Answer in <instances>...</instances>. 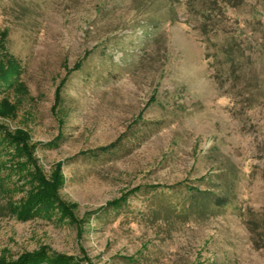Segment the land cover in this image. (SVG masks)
Wrapping results in <instances>:
<instances>
[{
  "label": "rangeland",
  "instance_id": "rangeland-1",
  "mask_svg": "<svg viewBox=\"0 0 264 264\" xmlns=\"http://www.w3.org/2000/svg\"><path fill=\"white\" fill-rule=\"evenodd\" d=\"M0 126V261L264 264V0H0ZM39 174L68 212L24 220Z\"/></svg>",
  "mask_w": 264,
  "mask_h": 264
},
{
  "label": "trees",
  "instance_id": "trees-1",
  "mask_svg": "<svg viewBox=\"0 0 264 264\" xmlns=\"http://www.w3.org/2000/svg\"><path fill=\"white\" fill-rule=\"evenodd\" d=\"M223 1L225 3L234 4V2H237L238 0ZM202 14H205V12H203ZM204 26L206 28V25ZM231 50H233L232 45L228 46L225 49V52L229 54L228 56L225 55V58L227 62L232 64L235 62V57L233 55L234 53ZM134 135H137V133ZM20 139H16V137H13L9 132H6L3 127L0 126V154L11 143L13 144V148L15 150V153L11 156V158H17L15 160H17L16 163H18V166H25V163H27V161L22 162V160L18 159L25 157L26 160L28 158V162H32V157L24 140ZM121 139L122 138H119L118 140L107 146L99 147L98 149L92 150L90 152H85L83 154L93 156L95 158L105 155L110 156L112 154H115L122 148ZM34 179L38 182V184H36V186L34 187L35 189L31 193L27 201H25L24 204L20 205V214L21 216H23L22 219L29 220L40 214L53 216L55 215V212H57L56 207H58V209H61L64 213H67L68 209L66 208L64 203H62L61 201L59 202V199L54 194L53 190L55 187H53V185L51 186L50 183L46 181L45 178L40 174ZM203 181H206L207 184L210 182L209 180L205 179H203ZM177 187H184V190L186 191L183 197V202L185 204L184 206H197L198 208H200V211L204 213L207 212L211 206L217 209L224 208L232 201L230 193L226 191L216 193L210 188L200 189L199 187L191 186L186 182L177 183L170 188L173 189ZM212 188H214V186ZM119 202L120 201H118L117 204ZM0 264H77V262L73 257L63 254L50 253L48 250L43 248L37 252L25 254L16 261L2 260L0 261Z\"/></svg>",
  "mask_w": 264,
  "mask_h": 264
}]
</instances>
